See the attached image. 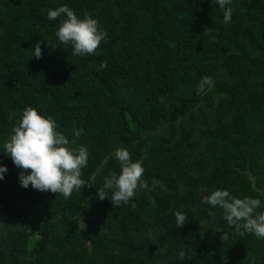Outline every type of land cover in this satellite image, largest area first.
<instances>
[{"label":"trees","instance_id":"obj_1","mask_svg":"<svg viewBox=\"0 0 264 264\" xmlns=\"http://www.w3.org/2000/svg\"><path fill=\"white\" fill-rule=\"evenodd\" d=\"M64 5L107 32L95 55L59 42L64 16L48 11ZM226 7L228 24L217 0H0V264H264V238L241 236L202 202L227 190L264 211V0ZM204 76L213 87L199 93ZM28 106L87 147L86 184L70 198L22 187L6 155ZM117 148L143 161L149 188L114 207L97 191L121 171ZM154 179L164 187L152 190Z\"/></svg>","mask_w":264,"mask_h":264},{"label":"clouds","instance_id":"obj_2","mask_svg":"<svg viewBox=\"0 0 264 264\" xmlns=\"http://www.w3.org/2000/svg\"><path fill=\"white\" fill-rule=\"evenodd\" d=\"M232 0H217L223 10L225 24L231 22L233 9L226 7ZM56 36L61 44H70L72 54L83 57L95 55L102 41L107 37V32L102 30L99 22L87 13L78 18L76 13L67 5L48 11L49 20H57L61 16ZM43 40L36 42L34 57H42ZM101 68L107 67V61H102ZM213 87V78L204 76L200 79L197 91L203 93ZM218 102V101H217ZM56 122L51 116L41 115L34 107L28 106L22 116L17 120L12 129L10 138L4 144L6 155L10 156L17 168L22 169L19 179L22 187L31 185L41 192L61 194L70 198L74 190L85 187L82 179V169L87 167L89 153L86 146L72 147L75 140L69 139L61 132L56 131ZM79 132L75 133L78 138ZM115 158L119 162L120 173L112 172L104 177V183L98 188L97 196L103 201L110 197L114 207L128 204L137 188L148 189V182H142L144 173L143 161H133L131 153L126 148H117ZM106 163V161H105ZM6 166L0 165V180L4 179ZM97 173H93L91 180H96ZM164 185L159 180L152 181V190ZM109 192L111 193L109 195ZM203 203L213 208L219 206L223 209L224 219L230 226H234L241 236L245 233L254 234L264 238V211H257L261 201L257 198H237L231 196L227 190H214L203 198ZM177 228L185 225L186 215L180 211L174 213ZM242 229V231H241ZM228 233L222 232L220 239H228ZM186 253L179 252V259L184 260ZM187 259H191L187 256Z\"/></svg>","mask_w":264,"mask_h":264},{"label":"water","instance_id":"obj_3","mask_svg":"<svg viewBox=\"0 0 264 264\" xmlns=\"http://www.w3.org/2000/svg\"><path fill=\"white\" fill-rule=\"evenodd\" d=\"M241 174L247 175L248 176V180L250 181L252 189L255 190L256 192H259L260 194H262V191H260L258 188H256V186H255V177L252 176V174L249 172V170L242 171Z\"/></svg>","mask_w":264,"mask_h":264},{"label":"rangeland","instance_id":"obj_4","mask_svg":"<svg viewBox=\"0 0 264 264\" xmlns=\"http://www.w3.org/2000/svg\"><path fill=\"white\" fill-rule=\"evenodd\" d=\"M81 224H82V226H84V223H83V221L81 220Z\"/></svg>","mask_w":264,"mask_h":264}]
</instances>
